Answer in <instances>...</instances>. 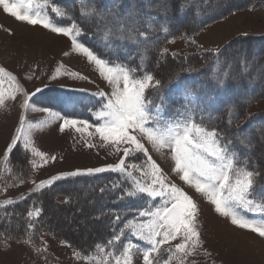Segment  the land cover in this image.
<instances>
[{
	"label": "snow or ice",
	"instance_id": "1",
	"mask_svg": "<svg viewBox=\"0 0 264 264\" xmlns=\"http://www.w3.org/2000/svg\"><path fill=\"white\" fill-rule=\"evenodd\" d=\"M87 2L94 6L77 20L69 11L62 10V7L68 9L70 5H74L76 0H69V4H64L63 0H0L4 13L17 22L40 27L51 34L67 38L71 53L86 58L87 63L94 66L99 78L111 89L110 94L103 91L93 94L99 99L98 110H91V124L89 120L71 119L48 108L38 110L62 120L63 123L59 126L62 133L66 126L82 134L85 129L94 128V133L90 135L98 134L101 141L114 146L117 152L121 151V144L125 145L118 163L88 168L83 172L76 170L53 175L40 181L35 191L47 189L64 177L93 175L105 171L118 173L124 178V186L113 184L112 187L122 192L120 199H143L152 203L151 207L138 209L134 218L124 220L119 215L115 216L110 238L94 246L95 250L103 254L97 264H133V255L137 251L142 254L143 264H154V261L155 264H170L173 260L177 264H185L187 258L196 255L203 246L198 230L199 209L193 197L170 181L168 175L153 160L146 147L147 143L156 153H170L175 176L213 206L219 216L228 218L238 229L248 230L264 238V183H257L264 170L248 166L251 158L247 153L254 147L252 140L249 138L245 141L242 130H238L241 142L246 145L245 153L241 154L226 132L210 128L203 117L197 119L198 106H191L190 98L195 97L196 101L205 106L202 111H207V105L221 92H225L220 105L238 109V101L226 94L231 74L225 72L223 77L217 74L215 83L210 80L208 84L198 87L185 82L180 89L181 105L170 113L165 96H159L157 102L147 94L150 89H161L162 81L156 79L146 66L143 69L139 65L130 66L127 60L131 53L123 61L119 56L122 49L133 47L137 50L140 64H146V57L139 51L141 48L144 52L148 51L151 43L148 27L140 19L144 9L138 5L137 0H130L127 9H121L122 0H109L107 4L104 0ZM88 21L95 25L92 32V38L96 41L94 46L86 42L88 33L82 27ZM162 30L169 33L170 26L165 25ZM187 39L195 43L191 37ZM213 51L215 50H209L210 53ZM166 53L167 49L160 55ZM69 54L63 53L64 56ZM218 55L217 53L219 64ZM244 59L246 63L249 62L246 56ZM59 72L60 69L57 68L56 74ZM65 74L89 80L88 76L78 72ZM55 78L54 75L52 79ZM175 80L179 82L180 77L176 76ZM42 92L40 87L32 93L27 92L11 71L0 67V107L5 105L6 100L15 101L18 96L23 97V111L19 115L14 134L5 145L4 164H9L13 155L23 159L28 154L33 158L39 157L47 164L45 153L33 142L36 125L29 122L25 115L29 109L37 110L35 98ZM138 154L144 157L142 163L126 164V158ZM134 172H139L140 176L134 175ZM15 203L16 201L9 199L0 207L7 208ZM41 214L39 207L34 211H27L29 231L35 226L34 218ZM121 223L122 226H119ZM177 239L180 242L173 246L170 242ZM20 242L32 243L30 237ZM139 242H143V245ZM165 244H168V248L164 250L167 258L157 260V256L161 254V246ZM37 251L47 255L46 247Z\"/></svg>",
	"mask_w": 264,
	"mask_h": 264
},
{
	"label": "trees",
	"instance_id": "2",
	"mask_svg": "<svg viewBox=\"0 0 264 264\" xmlns=\"http://www.w3.org/2000/svg\"><path fill=\"white\" fill-rule=\"evenodd\" d=\"M108 2L109 0H104L105 4ZM129 2L130 0H122L121 9H127ZM63 3L69 4V0H63ZM137 3L144 9L140 19L148 27L151 37L149 50H139L146 57V64H140L137 50L133 47L122 49L119 53L120 59L125 60L128 53H131L127 60L130 66L139 65L141 69L146 66L156 79L162 81L161 89H150L147 94L157 102L159 96H165L170 113L173 110L170 105L179 106L182 98L174 94V87L181 88L185 82L196 87L206 85L210 80L215 83L217 74L223 77L225 72L230 73L231 79L227 81L226 94L238 101V109L220 105L225 92H221L207 105V111H202L205 106L196 101L195 97L190 98L191 106H198L197 119L203 117L210 128L215 127L221 132H226L232 138L235 148L244 154L246 145L241 142V135L238 134V130H242L243 139L246 141L250 138L254 144L252 150L247 153L251 158L248 166L264 170V34L238 35L219 51L211 53L196 43L197 37L210 24L225 20L238 12L259 9L264 6V0H137ZM93 6L87 0H76L74 5H70L68 9L62 7V10L69 11L71 16L80 20L81 14L87 13ZM165 25L170 26L169 33L163 32ZM82 27L88 33L86 42L94 46L96 41L92 38V32L95 25L88 21ZM187 37H191L195 43H191ZM173 40L184 41L185 50L180 52L170 49L172 42L169 41ZM165 49L167 53L160 55ZM245 56L248 63L245 62ZM168 63L174 64V67L166 69ZM176 76L180 77L179 82H176ZM184 103L187 104V101ZM3 156L4 153L0 157L3 181L0 205L9 199L16 203L7 208L0 207V248L10 243L22 244L21 240L30 237L32 243L25 245L32 247L49 264L60 262L59 258L48 250L47 239L65 243L86 256L97 255L98 251L94 246L110 238L115 216L123 218L126 211L136 205V202L120 199L122 192L112 187L113 184H122L118 180V173L105 171L93 175L64 177L47 189L35 191L36 185L39 184L35 179L38 177L40 158H33L28 154L23 159H18L13 155L6 165L3 163ZM143 160L144 157L139 154L126 158L128 163H142ZM257 183H264V174L260 175ZM5 189L18 192L8 193V197L3 199ZM101 189L104 191L101 192ZM79 200H84L86 205L82 203L80 206ZM37 207L41 208L42 214L34 218L35 226L29 231L27 211H34ZM88 212L94 217L86 218ZM91 225L95 226L96 230L94 228L86 231ZM119 226H122V223ZM83 233H87V238L90 234L88 241H83ZM45 247L46 256L37 251Z\"/></svg>",
	"mask_w": 264,
	"mask_h": 264
},
{
	"label": "rangeland",
	"instance_id": "3",
	"mask_svg": "<svg viewBox=\"0 0 264 264\" xmlns=\"http://www.w3.org/2000/svg\"><path fill=\"white\" fill-rule=\"evenodd\" d=\"M241 34H264V6L256 10L238 12L225 20L210 24L197 37L196 43L205 49L219 51L223 45ZM61 40H64L66 45ZM169 48L182 52L185 50V42L173 40ZM64 52L70 54L64 56ZM0 67L11 71L27 92L32 93L37 87L43 89V92L35 98L37 110L29 109L25 113L26 119L36 125L33 133L34 145L48 158L47 164L40 160L38 177L35 182H40L58 173L76 170L83 172L82 170L88 168L106 167L119 162L123 156L122 149L125 145L121 144V151L117 152L114 146L101 141L98 134L90 135V133H94V128H87L82 134L66 126L62 133L59 131V126L63 123L62 120L50 116L48 112L38 110L48 108L71 119L89 120V124H91V110L93 108L98 110L97 100L99 99L93 94L99 91L110 94V87L99 78L94 66L89 65L86 58L71 53L70 42L67 38L51 34L40 27H31L17 22L15 18L4 13L0 6ZM173 67L174 64L168 63L166 69ZM57 68L60 69L58 75L56 74ZM72 72L86 75L89 80L65 74ZM54 75L56 78L52 79ZM180 89L174 87L172 91L182 97ZM22 100L23 97L18 96L15 101L6 100L5 105L0 107V154L9 141V137L14 134L19 115L23 111ZM61 101L70 110V115L59 111L58 106ZM179 104L181 105V102ZM170 106L172 109L179 107ZM89 144L92 146L89 147ZM146 147L149 148V154L153 160L168 175L169 180L182 187L193 197L198 206V230L203 246L196 255L188 257L185 264H193V261L195 264H264V238L248 230L238 229L230 223L228 218L219 216L213 206L175 176L172 172L174 162L171 160L170 153H156L147 143ZM135 174L140 176L139 172H135ZM1 175L2 173H0V189H3ZM118 180L123 185L124 178L119 176ZM17 192L18 190L10 192L5 189V194L3 193V197H1L4 199L8 197V193ZM81 200H79L80 204L78 203L80 206L84 202ZM131 202H136V205L126 211L124 220L134 218L138 209L145 206L151 207L152 203L143 199ZM78 211L80 212V210ZM85 217L90 219L94 216L88 212ZM97 227L99 228V226ZM94 228L96 230V227L91 225L90 229L87 227L86 231ZM86 235L87 233L81 235L83 241L89 240L90 234L88 238ZM132 239L133 242H136L135 238ZM179 242L180 240L177 239L170 243L174 246ZM139 243L143 245V242ZM47 248L59 258L60 264H97L103 255L98 252L97 255L86 256L54 239H47ZM167 248L168 244L161 246V254L157 256V260L167 258V253L164 251ZM0 264L49 263L29 245L10 243L4 248H0ZM133 264H143L142 254L138 251L134 252ZM170 264H177V261L173 260Z\"/></svg>",
	"mask_w": 264,
	"mask_h": 264
},
{
	"label": "crops",
	"instance_id": "4",
	"mask_svg": "<svg viewBox=\"0 0 264 264\" xmlns=\"http://www.w3.org/2000/svg\"><path fill=\"white\" fill-rule=\"evenodd\" d=\"M4 151H5V147L3 148V150H2V152H1V154H0V157H1V155L4 153Z\"/></svg>",
	"mask_w": 264,
	"mask_h": 264
},
{
	"label": "bare ground",
	"instance_id": "5",
	"mask_svg": "<svg viewBox=\"0 0 264 264\" xmlns=\"http://www.w3.org/2000/svg\"><path fill=\"white\" fill-rule=\"evenodd\" d=\"M59 38H60V37H59ZM61 39H62V38H61ZM61 41H62V40H61ZM62 42H63V44H64V45H66V43H65V41H64V40H63Z\"/></svg>",
	"mask_w": 264,
	"mask_h": 264
}]
</instances>
